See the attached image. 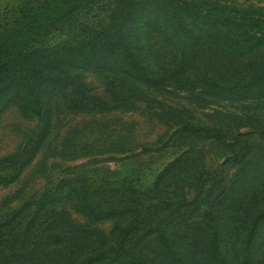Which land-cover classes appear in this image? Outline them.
<instances>
[{
	"label": "rangeland",
	"instance_id": "rangeland-1",
	"mask_svg": "<svg viewBox=\"0 0 264 264\" xmlns=\"http://www.w3.org/2000/svg\"><path fill=\"white\" fill-rule=\"evenodd\" d=\"M43 2L0 0V264H264V93L221 92L212 67L239 30L86 0L31 32Z\"/></svg>",
	"mask_w": 264,
	"mask_h": 264
},
{
	"label": "trees",
	"instance_id": "trees-1",
	"mask_svg": "<svg viewBox=\"0 0 264 264\" xmlns=\"http://www.w3.org/2000/svg\"><path fill=\"white\" fill-rule=\"evenodd\" d=\"M85 1L44 0L38 10L39 12L35 15L36 20L31 19V14H27L25 22L29 21L28 30L32 32L38 27L45 29L46 25L49 26L53 23L56 16L61 17L64 14L68 15L76 12ZM177 2L176 7L188 16L199 19L204 18L226 25L231 29L239 30L238 33L230 34L225 41L219 40L218 49L220 51L212 67L215 74L221 79L225 76L231 78L228 88L222 87L221 92H225L224 89H227L230 92H246L249 95L258 90L264 93V63H252L245 60L254 52L264 48V17H256L254 14L228 9L218 4L211 5V3L203 0H177ZM121 9L125 10V5L121 4ZM129 10L126 12L127 14L130 13ZM119 13L120 22H122L120 24L121 28L126 16L123 17L121 16L122 12ZM17 36L23 41L27 40L28 37L23 36L20 32ZM10 45L12 46V43ZM10 45L8 42L0 43V82L6 77L10 68L16 64V57L15 54L12 55ZM259 52L264 55V51ZM97 53L99 52L95 51L86 57L85 61L88 62V65H96L98 62L95 60L96 57L98 58ZM257 56L260 57V53H257ZM137 67L138 65L129 66V68Z\"/></svg>",
	"mask_w": 264,
	"mask_h": 264
}]
</instances>
